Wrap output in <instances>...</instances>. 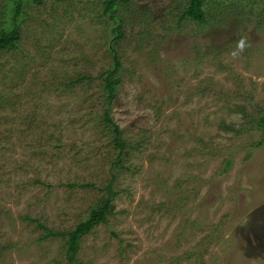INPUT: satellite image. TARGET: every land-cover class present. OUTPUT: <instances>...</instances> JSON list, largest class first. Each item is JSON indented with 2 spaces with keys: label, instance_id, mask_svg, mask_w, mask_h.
<instances>
[{
  "label": "rangeland",
  "instance_id": "1",
  "mask_svg": "<svg viewBox=\"0 0 264 264\" xmlns=\"http://www.w3.org/2000/svg\"><path fill=\"white\" fill-rule=\"evenodd\" d=\"M203 4L198 22L188 0L121 1L122 35L104 0L24 5L18 46L0 52V264H67V235L40 224L72 230L113 174L112 212L72 264H264V139L251 120L264 112V2ZM240 36L249 46L233 58Z\"/></svg>",
  "mask_w": 264,
  "mask_h": 264
},
{
  "label": "trees",
  "instance_id": "2",
  "mask_svg": "<svg viewBox=\"0 0 264 264\" xmlns=\"http://www.w3.org/2000/svg\"><path fill=\"white\" fill-rule=\"evenodd\" d=\"M12 2L11 13H8V9L3 10L4 17L8 14L9 16L4 21H0V52L6 49H12L15 46H18V42L21 36L20 30V22L23 19L25 14H28V9L24 8V5H27L32 2V4H41L44 0H9ZM125 2L127 0H104V10L105 13H109V18L116 22V25L112 27V32L114 34L122 35L123 31L122 21L119 19V15L115 14L116 10L119 7L120 2ZM264 2V0H263ZM264 10V6L262 7ZM263 13V12H262ZM183 15L192 17L195 21L202 22L207 17V12L205 9V4H203V0H188V6L185 9ZM256 24L257 26L262 27L264 24V19H258ZM119 54L117 51L114 52L113 55V65L112 68H108L105 71L104 75V84L108 90V93L104 95L103 100L105 102L111 103V101L115 97V93L118 90V81L119 76L116 75V72L120 69L121 62L119 59ZM86 78L85 76H79L70 81V83L78 82ZM104 118L111 127V132L114 133V141L115 145L119 148L118 157L121 156L123 150L125 149V142L121 138L123 130L118 124H115L110 114L109 108H105ZM252 122H255L257 126L261 127L263 130L261 140L264 139V112L258 114L257 116H253L251 118ZM112 126L114 128H112ZM260 142V141H259ZM231 160H227V163L230 164ZM116 176L113 174L110 182L106 186L108 194L102 195V201L92 207L88 217L84 220H81L77 223V225L72 230H50L43 224H40L46 230L47 235H55V234H66L68 237V245H67V253L70 258L67 264H72L75 260V254L77 253L79 246L81 245L82 237L90 230L93 229V226L102 220L107 219L108 213L112 212L113 200L116 195L115 190L113 189V182Z\"/></svg>",
  "mask_w": 264,
  "mask_h": 264
},
{
  "label": "clouds",
  "instance_id": "3",
  "mask_svg": "<svg viewBox=\"0 0 264 264\" xmlns=\"http://www.w3.org/2000/svg\"><path fill=\"white\" fill-rule=\"evenodd\" d=\"M249 46L247 37L240 36L235 42V48L231 51L233 58L238 57Z\"/></svg>",
  "mask_w": 264,
  "mask_h": 264
}]
</instances>
